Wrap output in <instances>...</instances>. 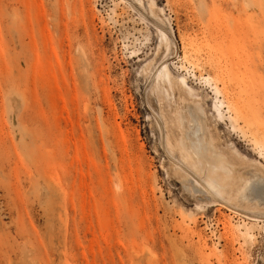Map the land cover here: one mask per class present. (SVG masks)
<instances>
[{
    "label": "rangeland",
    "instance_id": "374dc122",
    "mask_svg": "<svg viewBox=\"0 0 264 264\" xmlns=\"http://www.w3.org/2000/svg\"><path fill=\"white\" fill-rule=\"evenodd\" d=\"M263 191L264 0H0V264H264Z\"/></svg>",
    "mask_w": 264,
    "mask_h": 264
},
{
    "label": "bare ground",
    "instance_id": "6f19581e",
    "mask_svg": "<svg viewBox=\"0 0 264 264\" xmlns=\"http://www.w3.org/2000/svg\"><path fill=\"white\" fill-rule=\"evenodd\" d=\"M196 105L197 107H194L189 115L187 125L188 127L193 126L192 135H199V137L197 136L196 144L190 143V141L181 143L180 153L182 160L190 167L189 170L183 162L177 163L182 179L190 180V176H193L199 184H197L199 191H204L200 188L202 186L213 197L222 196L230 200H236L239 197L240 200H247L248 195L251 194L252 184L246 178H238L237 180L241 181V184L235 193V197L232 198V195H229L231 188L229 184L236 178V167L234 163L225 157L222 151L217 149V139L212 134L205 132V127L208 129L205 113L199 102ZM182 123L183 120L180 117L179 125H182ZM200 130L201 133L199 132ZM203 157L212 158V163L205 164ZM256 195L258 197L257 200L263 199L264 191Z\"/></svg>",
    "mask_w": 264,
    "mask_h": 264
}]
</instances>
